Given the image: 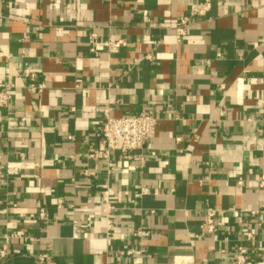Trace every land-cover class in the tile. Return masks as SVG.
Segmentation results:
<instances>
[{
  "label": "crops",
  "instance_id": "obj_1",
  "mask_svg": "<svg viewBox=\"0 0 264 264\" xmlns=\"http://www.w3.org/2000/svg\"><path fill=\"white\" fill-rule=\"evenodd\" d=\"M199 1L0 0V166L21 168L0 182V264H231L239 244L264 264V0H210L176 43ZM92 34L125 45L90 53ZM106 108L157 117L112 175L86 158ZM205 208L213 236L199 234ZM16 230L41 240L2 238Z\"/></svg>",
  "mask_w": 264,
  "mask_h": 264
},
{
  "label": "built area",
  "instance_id": "obj_2",
  "mask_svg": "<svg viewBox=\"0 0 264 264\" xmlns=\"http://www.w3.org/2000/svg\"><path fill=\"white\" fill-rule=\"evenodd\" d=\"M210 9V0H200L196 5L189 11L187 16H184L179 19L178 23L174 26V38L176 43H181L185 40L188 35V31L191 26L190 19L202 18ZM87 44L89 46V52L95 53L96 46L101 44L104 48L108 50H116L119 47L124 46L123 40L118 41H103L101 43L97 42L95 35H89L87 38ZM146 60H151V56L147 55L144 57ZM26 73V72H25ZM26 76L32 78L31 74L26 73ZM4 90L0 91V108H8V102L11 96V87L12 85H2ZM37 91L40 92V86H37ZM109 108H106L102 112V118L99 124V135L100 143L96 149L90 148L87 150L86 158L91 160H103L106 162V175H112L115 164L112 161V154L118 153L122 158H128L129 154L135 150L141 149L146 140L150 139L155 132V127L157 125V117L151 109H144L138 113L126 114L120 117H110ZM22 156V154H21ZM20 166L15 165L10 168L0 166V182L3 180L2 176L11 174L17 175L20 171ZM83 176L91 175L87 171L82 172ZM241 180L237 181V185H241ZM257 187L264 188V173L259 175L257 180ZM145 192L146 190H142ZM110 189H106L102 194V200L106 203ZM153 211H150L149 214H153ZM218 213V210L213 208H205L202 212L201 222L198 226L200 236H213L216 231L215 226V217ZM255 212H250L251 216ZM44 211L41 209L37 213L38 219L42 220L44 217ZM107 235L110 231L111 226L113 225L111 221L106 220L105 222ZM264 229V223L262 224ZM74 229L76 227L74 226ZM135 236L143 237L146 236V233L141 231L135 232ZM244 240L247 243H252L254 236L251 232L243 233ZM4 240L13 239V240H28L32 243H39L41 238L31 237L28 234H25L21 230H16L5 236H2ZM6 245H3L0 248V259H3L7 256ZM120 255H129L132 254L131 251L119 252ZM138 255V253H135ZM232 263L231 264H247L249 247L246 245L239 244L232 250ZM48 260V255L46 252H40L37 255L36 262L37 264H45Z\"/></svg>",
  "mask_w": 264,
  "mask_h": 264
}]
</instances>
